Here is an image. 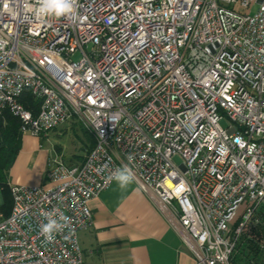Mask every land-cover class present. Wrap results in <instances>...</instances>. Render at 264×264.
Instances as JSON below:
<instances>
[{
  "label": "built area",
  "instance_id": "2783aa9c",
  "mask_svg": "<svg viewBox=\"0 0 264 264\" xmlns=\"http://www.w3.org/2000/svg\"><path fill=\"white\" fill-rule=\"evenodd\" d=\"M38 7L0 0V112L40 137L76 120L95 144L81 163L50 161L51 186L10 184L0 264H86L90 201L125 166L197 264H236L264 209V0H75V19ZM46 213L69 218L52 239ZM245 251L264 264V242Z\"/></svg>",
  "mask_w": 264,
  "mask_h": 264
},
{
  "label": "crops",
  "instance_id": "0c3cea01",
  "mask_svg": "<svg viewBox=\"0 0 264 264\" xmlns=\"http://www.w3.org/2000/svg\"><path fill=\"white\" fill-rule=\"evenodd\" d=\"M75 124L77 122L74 121L64 123L79 127ZM79 128L77 136L82 142L80 149L83 153H73L68 157L70 164L81 163L85 158L88 139L83 126ZM30 138L23 135L19 162L26 159L38 163V171L42 174L31 180L21 173L15 176V181L17 184L51 186L54 181L47 177L49 163L38 153L37 143H29ZM90 207L93 224L78 232L86 264H197L168 210L135 181L121 190L114 180L90 201Z\"/></svg>",
  "mask_w": 264,
  "mask_h": 264
},
{
  "label": "trees",
  "instance_id": "16d2710c",
  "mask_svg": "<svg viewBox=\"0 0 264 264\" xmlns=\"http://www.w3.org/2000/svg\"><path fill=\"white\" fill-rule=\"evenodd\" d=\"M20 101L25 107L31 109L34 114L37 113L40 100L36 98L31 90L27 89L20 97ZM87 136L86 154L95 144V139L85 128L83 130ZM21 121L9 109H4L0 112V151L8 150V155L5 159H0V185L2 186V203L0 209L4 216H8L12 205V196L9 183V167L13 163V156L21 148L20 141L22 140ZM85 154V156H86ZM83 156V157H85ZM84 160V159H83ZM264 209H261V220L257 223H251L246 228L244 234L241 236L239 244V253L235 256L234 262L236 264H245L247 247L255 248L256 244L261 241L264 242ZM244 257V258H243Z\"/></svg>",
  "mask_w": 264,
  "mask_h": 264
},
{
  "label": "rangeland",
  "instance_id": "374dc122",
  "mask_svg": "<svg viewBox=\"0 0 264 264\" xmlns=\"http://www.w3.org/2000/svg\"><path fill=\"white\" fill-rule=\"evenodd\" d=\"M258 7V4L255 3L250 6L251 13H253ZM77 122L76 120H71L69 122ZM229 123L227 117H223L220 120V124L226 127ZM76 126L82 127L81 123L77 122ZM74 126V125H73ZM79 127H70L64 124H61L57 128H54L48 131L45 136H35L30 133H25L23 135H29L30 141L29 143H37V147L39 149L38 153L41 154L46 161L49 163L53 159H63L67 162L68 157H70L73 153H83V149H80L82 142L78 139V132H80ZM92 135V134H91ZM93 136V135H92ZM94 137V136H93ZM23 139V136H22ZM95 139V137H94ZM26 141V140H25ZM22 144V140L20 141ZM20 151V150H19ZM19 151L17 154L13 156V163H11L9 167V183L17 184L15 181V176H20L21 173L26 176V178H30L31 180H35L37 177H40L42 172L38 171V163L34 161H27L26 159L23 163H20ZM8 155V150L4 149L0 151V159H5ZM178 162H180L179 157L175 158ZM14 175L12 179L11 176ZM26 185H39V184H26ZM2 186L0 185V195H2Z\"/></svg>",
  "mask_w": 264,
  "mask_h": 264
},
{
  "label": "clouds",
  "instance_id": "9594fccd",
  "mask_svg": "<svg viewBox=\"0 0 264 264\" xmlns=\"http://www.w3.org/2000/svg\"><path fill=\"white\" fill-rule=\"evenodd\" d=\"M39 7L37 8V14L41 16L49 17H70L75 19V0H38ZM109 180H115L118 187L121 190H125L130 184L135 180V175L130 168L127 166L118 169L115 173L109 176ZM48 222L43 224L41 227V234L47 239H52V234L54 232L62 230L67 226L69 218L60 215L59 221L53 218L51 213L45 214Z\"/></svg>",
  "mask_w": 264,
  "mask_h": 264
}]
</instances>
